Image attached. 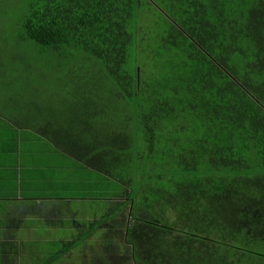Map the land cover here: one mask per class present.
<instances>
[{
	"label": "trees",
	"instance_id": "obj_1",
	"mask_svg": "<svg viewBox=\"0 0 264 264\" xmlns=\"http://www.w3.org/2000/svg\"><path fill=\"white\" fill-rule=\"evenodd\" d=\"M18 5L10 47L97 70L78 81L81 132L16 121L128 190L108 218L130 207L137 257L118 263L264 264V0ZM151 202L173 222L139 219Z\"/></svg>",
	"mask_w": 264,
	"mask_h": 264
},
{
	"label": "rangeland",
	"instance_id": "obj_2",
	"mask_svg": "<svg viewBox=\"0 0 264 264\" xmlns=\"http://www.w3.org/2000/svg\"><path fill=\"white\" fill-rule=\"evenodd\" d=\"M18 3L19 0H0V50H3L0 51V54L3 52L0 57V113L10 116L13 120L27 119L21 121L24 124L40 125L37 123L40 118L43 121L52 122L54 124L52 129L70 131L73 135L77 131L81 132L85 125V119L81 113L83 105L89 100L82 99L84 88L78 81L87 78V81L94 82L97 70L89 64H83L77 68L75 62L72 63L66 58L59 59L58 56L49 53L30 52L22 46L15 47L13 45L10 47L11 43L6 41L9 36H12L10 26L13 23L7 21L18 15ZM1 58H4L5 61L15 58L11 62L16 63L17 60V66L15 64L5 66V61ZM77 113L80 114L79 117ZM79 175L85 177L83 179L84 188L80 186L74 194L76 198L81 199L80 201L88 203L89 208L86 204L83 209L86 217L82 218L83 212H81L75 219L71 218L67 222L63 221L64 215L60 216L57 212L54 215L49 214L47 230H50V236L45 241L51 242L43 244L42 251L45 256L40 261L44 263L47 261V251L56 256L65 247L69 249L70 245L75 244L76 239L81 240L80 236L88 231L94 223L109 216L119 207L120 203L126 200L123 191L128 192V190L125 187L123 190L121 185L115 183L116 181L107 179L94 171L91 173L88 171L77 172V176ZM93 200L100 206L98 209L92 207ZM143 200L146 204L150 202L148 198H143ZM159 202L161 203V201ZM146 208L151 209L150 212L136 210L139 219L150 221L161 214L159 218L162 221L163 219L167 222L174 220L170 212H164L162 207H158L153 202ZM162 215L164 216L161 217ZM156 222L157 219H154V224H160V222ZM132 223L133 216L128 206L114 216L113 221L108 223L110 226L102 223L86 238L82 237L83 240L68 253L53 260V264H110L113 259L116 260L118 257L136 258L133 245L131 242H127L128 230H131ZM107 226L111 227L112 233L108 231ZM120 232L122 235H115ZM34 233H29V236ZM64 238H68V242H65ZM47 244L49 249H45ZM24 246L25 243L21 247L20 243L15 242L14 247L8 248L6 264H31L35 261L32 259L33 256L38 258L40 252L37 254L35 248L41 251L39 242L31 244L34 248H24ZM128 264H135V262L133 260Z\"/></svg>",
	"mask_w": 264,
	"mask_h": 264
},
{
	"label": "crops",
	"instance_id": "obj_3",
	"mask_svg": "<svg viewBox=\"0 0 264 264\" xmlns=\"http://www.w3.org/2000/svg\"><path fill=\"white\" fill-rule=\"evenodd\" d=\"M19 124L0 113V264H6L7 250L14 247L15 242L21 247L25 243L24 248L39 242L41 251L35 248L37 254L40 252L38 258L35 257L37 263L45 256L43 244L51 242L45 241L48 237L44 235L50 233L47 230L49 214L57 212L68 222L81 214L86 204L89 208L88 203L80 201L74 193L85 184V177L77 176V172L91 173L92 170L60 150L43 134ZM91 205L100 207L95 200ZM109 216L103 219L106 225L114 219ZM85 217L83 212L82 218ZM110 228L107 226L112 233ZM29 233L34 235L29 236ZM82 237L85 238L83 235L81 240H75L73 247ZM64 241L68 242V238ZM110 264L119 263L113 259Z\"/></svg>",
	"mask_w": 264,
	"mask_h": 264
}]
</instances>
